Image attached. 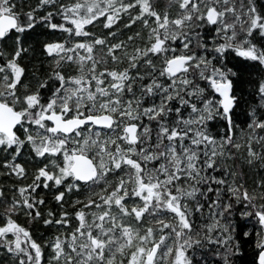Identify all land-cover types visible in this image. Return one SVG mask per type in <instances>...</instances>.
Returning <instances> with one entry per match:
<instances>
[{"label":"snow or ice","instance_id":"obj_1","mask_svg":"<svg viewBox=\"0 0 264 264\" xmlns=\"http://www.w3.org/2000/svg\"><path fill=\"white\" fill-rule=\"evenodd\" d=\"M0 177L3 264H264V3L0 0Z\"/></svg>","mask_w":264,"mask_h":264},{"label":"trees","instance_id":"obj_2","mask_svg":"<svg viewBox=\"0 0 264 264\" xmlns=\"http://www.w3.org/2000/svg\"><path fill=\"white\" fill-rule=\"evenodd\" d=\"M35 2H36V0H24L25 6H27L28 3H32L34 5ZM258 2L264 3V0H258ZM159 3L161 5V7H163L167 3V0H159ZM3 179H4L3 177H0V180H3ZM24 219L25 218H21V222H23ZM5 259L6 258L4 257L3 253L0 252V264H3V262L5 261Z\"/></svg>","mask_w":264,"mask_h":264}]
</instances>
